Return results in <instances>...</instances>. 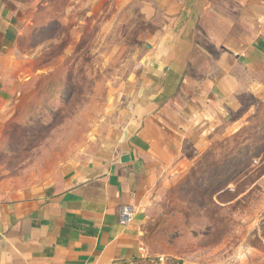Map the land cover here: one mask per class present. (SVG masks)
Listing matches in <instances>:
<instances>
[{"label": "rangeland", "instance_id": "374dc122", "mask_svg": "<svg viewBox=\"0 0 264 264\" xmlns=\"http://www.w3.org/2000/svg\"><path fill=\"white\" fill-rule=\"evenodd\" d=\"M143 1L28 0L18 14L29 20L16 44L27 80L0 141L13 186L57 182L112 135L155 29ZM262 84L195 125L148 207L134 264H264Z\"/></svg>", "mask_w": 264, "mask_h": 264}, {"label": "crops", "instance_id": "0c3cea01", "mask_svg": "<svg viewBox=\"0 0 264 264\" xmlns=\"http://www.w3.org/2000/svg\"><path fill=\"white\" fill-rule=\"evenodd\" d=\"M27 3L0 0L4 143L27 80L16 45L29 28L28 17L18 19ZM143 7L155 29L106 143L39 189L13 186L0 173V264H134L145 256L148 207L195 125L263 85L264 0H145ZM124 205L134 210L128 225L120 222Z\"/></svg>", "mask_w": 264, "mask_h": 264}, {"label": "built area", "instance_id": "2783aa9c", "mask_svg": "<svg viewBox=\"0 0 264 264\" xmlns=\"http://www.w3.org/2000/svg\"><path fill=\"white\" fill-rule=\"evenodd\" d=\"M134 218V210L129 205H124L120 209V222L123 225H128Z\"/></svg>", "mask_w": 264, "mask_h": 264}]
</instances>
